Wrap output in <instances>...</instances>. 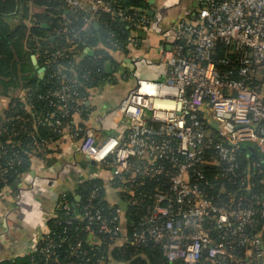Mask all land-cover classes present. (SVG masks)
<instances>
[{
  "label": "built area",
  "instance_id": "1",
  "mask_svg": "<svg viewBox=\"0 0 264 264\" xmlns=\"http://www.w3.org/2000/svg\"><path fill=\"white\" fill-rule=\"evenodd\" d=\"M57 1L64 15L50 27L57 42L43 67L55 87L35 96L44 109L36 110L27 89L0 111V192L11 188V176L26 180L27 160L45 158L63 139L109 170L121 201L144 203L145 211L125 233V211L103 204L101 186L77 193L76 207L62 197L53 225L38 224L24 257L113 264L105 254L114 248L143 260L150 247L157 264H264V176L257 161L242 168L237 152L264 157V0H197L190 18L165 28L161 16L152 21L127 0ZM94 23L116 42L130 30L122 42L108 41L112 50L135 46L139 33L160 38L165 68L163 78L136 79L116 109L97 116L117 131L105 137L75 124L90 111L78 79L94 68L81 67L79 56ZM208 167L217 169L212 178Z\"/></svg>",
  "mask_w": 264,
  "mask_h": 264
},
{
  "label": "crops",
  "instance_id": "2",
  "mask_svg": "<svg viewBox=\"0 0 264 264\" xmlns=\"http://www.w3.org/2000/svg\"><path fill=\"white\" fill-rule=\"evenodd\" d=\"M140 2L142 6L135 9L146 14L152 21H157L161 16L162 27L165 28L174 25L179 19L190 18L189 10L196 5L197 0H140ZM31 10L32 13H36L41 9L35 7ZM147 12H152V15L149 16ZM30 21L32 24L35 18H31ZM46 26L48 29L44 28L45 36L53 38L49 34L50 27ZM98 28L97 24L95 29ZM127 32L130 34V30ZM133 37L137 43L135 46L112 50L99 43L96 49L89 47L79 56V60L87 59L86 61H92L91 57L96 56L101 60L103 54L105 57L101 60L103 69L101 67L100 74H104L102 81L85 88L84 105L90 111L86 118L75 120V124L92 130L100 137L116 134L117 131L103 128L97 116L116 109L120 100L134 86L136 79L152 80L164 77L165 68L161 64L157 50L161 44L160 38L145 33ZM97 48L102 54L96 53ZM87 50L92 52L91 55H87ZM31 56L34 55L29 56L32 64ZM143 58L147 59L148 63L142 61ZM141 66L149 70L146 73H139ZM34 71L36 73L35 69ZM36 75L38 77L37 73ZM27 89L19 85L8 96H0V111L7 102L17 99ZM32 160L34 161L32 168L25 174L27 179L18 180L15 191L9 188L8 192H0V264L26 260L24 254L28 240L37 232L38 224L41 221H50V225H53L59 201L66 197L69 202L75 203L73 198L77 195L76 190L81 182L87 179H100L109 202L117 199L119 194L110 183L109 170L74 153L70 142L66 140H58L56 149L45 158Z\"/></svg>",
  "mask_w": 264,
  "mask_h": 264
},
{
  "label": "trees",
  "instance_id": "3",
  "mask_svg": "<svg viewBox=\"0 0 264 264\" xmlns=\"http://www.w3.org/2000/svg\"><path fill=\"white\" fill-rule=\"evenodd\" d=\"M124 5L127 8L135 9L142 6L140 0H127ZM39 7L41 9L39 12L32 13L33 8ZM64 10L61 4L57 0H0V96H8L11 91L15 90L19 85L24 88H28L31 91L32 104L35 106L36 110L43 108L44 104L42 101H38L35 96L38 93H44L46 91L52 90L55 86L53 83H50V80L47 75V71H44L42 79H39L33 69V66L30 61V55H34L37 59V64L40 67L46 66L47 55L46 51L52 49L54 42H51L50 39L45 36V30L43 25H48L52 27L56 24V21L64 15ZM35 18V21L30 24V19ZM106 20V19H104ZM110 28L99 27L97 30L93 27L92 36L86 42V45L96 49V46L101 43L103 46L108 44V41L116 42L115 37H109L107 31ZM123 34L118 36L117 42L120 43L123 40V37L126 36L127 30L123 28L121 30ZM108 37L110 39H108ZM97 52L102 54L97 48ZM221 52L220 54H222ZM221 56V55H220ZM94 58V59H93ZM103 57L101 60H103ZM79 60V65L85 67L88 64L92 63L91 67L100 68L102 67V61L99 56L91 57L92 61ZM89 60V59H88ZM88 79L79 78L78 81L81 85L78 86V89L81 95L85 94L86 87H91L97 82L102 81L104 74H100L102 71L95 73L92 72ZM81 76V74H80ZM93 77V78H92ZM16 102V99L9 101ZM19 102V101H18ZM42 136H46L48 131L45 129L40 130ZM238 160L240 165L243 167L247 166L248 163L257 161L262 168V175L264 176V157L258 156L254 150L240 147L238 149ZM33 160H27L24 167L20 172H28L32 168ZM217 172L215 167H208L205 170L206 175L209 178ZM11 185L13 191L16 190L17 180L15 177L11 176L7 182ZM101 186L103 188V183L100 179H87L81 182L77 187V193L81 194L83 197L91 187ZM103 194L105 195V200L103 204L107 206L110 202L106 199V194L103 188ZM66 199V197H64ZM121 199V194L119 193L117 199H113L111 202L118 206V200ZM67 200V199H66ZM145 211V204L140 203V205H128L125 213L123 215V221L125 225V233L129 232V223L136 219L137 216L143 214ZM59 215V212H57ZM59 229H54L56 234H59ZM74 238H77V235L74 234ZM119 248H114L111 251V255L108 257L106 252V260L109 263H119V264H157L159 259V254L150 247L143 249V254L146 255V258L143 260L138 256H129L128 252L119 253ZM158 258V259H157ZM12 264H30L29 260L26 258L17 260Z\"/></svg>",
  "mask_w": 264,
  "mask_h": 264
},
{
  "label": "water",
  "instance_id": "4",
  "mask_svg": "<svg viewBox=\"0 0 264 264\" xmlns=\"http://www.w3.org/2000/svg\"><path fill=\"white\" fill-rule=\"evenodd\" d=\"M147 14L149 16H151L152 15V12H147ZM94 27L95 28L97 27V24L96 23H94ZM43 28L48 29L46 25H43ZM53 39H54V37L53 38H50V41H53ZM91 53L92 52L90 50H87V55L88 56L91 55ZM31 60H32V64L34 66V69L36 70V73L38 74V78L39 79H42L43 73H44V68L43 67H40L37 64V61H36L35 56H31ZM73 199H74L75 203H72V207H76V203H77V201L79 199V196L76 195L75 198H73ZM118 204L120 205V207L122 208L123 211H125L127 209V207H128V203H126L124 201H121V200H119Z\"/></svg>",
  "mask_w": 264,
  "mask_h": 264
},
{
  "label": "rangeland",
  "instance_id": "5",
  "mask_svg": "<svg viewBox=\"0 0 264 264\" xmlns=\"http://www.w3.org/2000/svg\"><path fill=\"white\" fill-rule=\"evenodd\" d=\"M149 69L145 66H141V68L139 69V73L140 72H143V73H146Z\"/></svg>",
  "mask_w": 264,
  "mask_h": 264
}]
</instances>
